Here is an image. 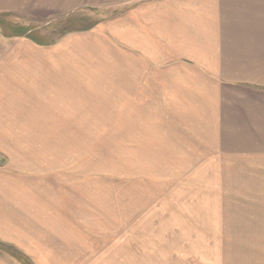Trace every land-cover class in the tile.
<instances>
[{
    "label": "rangeland",
    "instance_id": "374dc122",
    "mask_svg": "<svg viewBox=\"0 0 264 264\" xmlns=\"http://www.w3.org/2000/svg\"><path fill=\"white\" fill-rule=\"evenodd\" d=\"M133 2L0 12L1 52L65 54L44 71L0 58V264H264V141L214 134L194 92L204 75L236 87L184 52L147 64L140 88L94 84L127 53ZM32 108L48 121L17 118Z\"/></svg>",
    "mask_w": 264,
    "mask_h": 264
},
{
    "label": "crops",
    "instance_id": "0c3cea01",
    "mask_svg": "<svg viewBox=\"0 0 264 264\" xmlns=\"http://www.w3.org/2000/svg\"><path fill=\"white\" fill-rule=\"evenodd\" d=\"M87 2L0 0V12L26 19L41 18L46 13L54 15L75 10ZM136 2H139V7L128 15L126 55L122 54L116 62L111 60L109 66L112 72L94 84L109 88L113 82L127 78L128 88H140L136 87V76L150 78L146 71L147 64L152 66V62H156L161 66L169 57L177 62L181 52L187 53L196 63L197 67L193 65L195 68L203 69L204 74L213 76L215 80L220 79L223 84L236 87L215 88L214 81L205 75L208 82L204 85L206 88H202V84L195 86L197 107H203L204 102L220 118L214 122V134L231 135L243 130L252 136H224L222 139L264 141V0H134L133 5ZM14 56H21L23 65L36 67V70L41 68V71L49 69L50 61L55 64L56 58L65 59V54H57L55 46L42 49L33 46L29 52L14 49L9 53L5 50L1 52L0 48V58L11 62ZM19 60L16 58V63ZM42 76L46 77H39L38 83L40 78L45 82L49 73ZM53 76L59 78L65 74ZM70 81L71 78L68 82L59 81V84L62 88H68L75 84ZM160 88L166 86L160 82ZM15 103L22 109L20 102ZM31 110L20 111L21 115L17 118H27L31 124L48 121L50 115L46 110ZM17 124L24 129L26 122L19 120ZM62 137L59 140L65 139Z\"/></svg>",
    "mask_w": 264,
    "mask_h": 264
}]
</instances>
